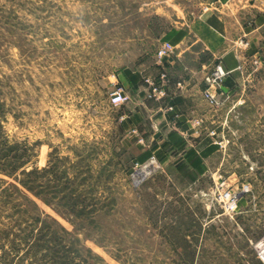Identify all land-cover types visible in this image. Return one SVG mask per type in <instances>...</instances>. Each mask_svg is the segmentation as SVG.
<instances>
[{"label": "rangeland", "instance_id": "obj_1", "mask_svg": "<svg viewBox=\"0 0 264 264\" xmlns=\"http://www.w3.org/2000/svg\"><path fill=\"white\" fill-rule=\"evenodd\" d=\"M210 1L0 0V264H264V82L220 103L202 165L109 101Z\"/></svg>", "mask_w": 264, "mask_h": 264}, {"label": "crops", "instance_id": "obj_2", "mask_svg": "<svg viewBox=\"0 0 264 264\" xmlns=\"http://www.w3.org/2000/svg\"><path fill=\"white\" fill-rule=\"evenodd\" d=\"M174 48L171 56L147 66L123 69L118 87L130 99L117 105V118L139 141L180 145L195 165L218 140L220 106L203 97L206 73L221 59L230 70L217 91L222 103L250 79L264 82V0H211L194 18L161 36ZM239 66H241L239 68ZM167 73L165 95L157 96L147 78Z\"/></svg>", "mask_w": 264, "mask_h": 264}, {"label": "built area", "instance_id": "obj_3", "mask_svg": "<svg viewBox=\"0 0 264 264\" xmlns=\"http://www.w3.org/2000/svg\"><path fill=\"white\" fill-rule=\"evenodd\" d=\"M174 52L173 45L169 41H162L157 48V57L158 58H166L172 55ZM241 66H239L240 68ZM230 70L225 66L224 62L219 59L214 65L208 70L205 76V80L207 83L206 88L203 90V97L214 107H218L220 105V100L217 95V91L222 87L223 82L229 75ZM167 80V73L164 71L159 74V76L155 79L147 78V81L152 86V91L157 96L165 95V84ZM130 99V95L125 92L121 87H117L110 94L109 101L112 105H120L122 103L127 102ZM249 190L247 185L243 186V191ZM224 201V207L226 210L234 211L237 209L238 205V194L236 192H232L231 190H226L221 194L220 197ZM259 257L264 263V244L259 248Z\"/></svg>", "mask_w": 264, "mask_h": 264}, {"label": "trees", "instance_id": "obj_4", "mask_svg": "<svg viewBox=\"0 0 264 264\" xmlns=\"http://www.w3.org/2000/svg\"><path fill=\"white\" fill-rule=\"evenodd\" d=\"M30 173H35V170H32ZM24 185V184H23ZM14 186V185H13ZM16 187V189H17V185L15 186ZM19 189H20V191L22 192L23 191V188H21V187H19Z\"/></svg>", "mask_w": 264, "mask_h": 264}, {"label": "bare ground", "instance_id": "obj_5", "mask_svg": "<svg viewBox=\"0 0 264 264\" xmlns=\"http://www.w3.org/2000/svg\"><path fill=\"white\" fill-rule=\"evenodd\" d=\"M142 172L144 173V172H145V170H144V171H142ZM263 244H264V243H263ZM263 244H261V245H260V247H261Z\"/></svg>", "mask_w": 264, "mask_h": 264}]
</instances>
